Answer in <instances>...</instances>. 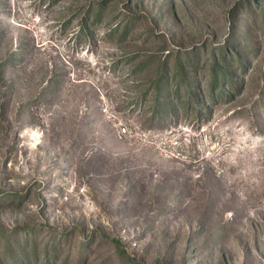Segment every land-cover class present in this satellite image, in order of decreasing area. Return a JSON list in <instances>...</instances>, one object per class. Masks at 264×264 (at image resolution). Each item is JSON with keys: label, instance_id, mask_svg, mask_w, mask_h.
Returning a JSON list of instances; mask_svg holds the SVG:
<instances>
[{"label": "rangeland", "instance_id": "rangeland-1", "mask_svg": "<svg viewBox=\"0 0 264 264\" xmlns=\"http://www.w3.org/2000/svg\"><path fill=\"white\" fill-rule=\"evenodd\" d=\"M21 251L264 264V0H0V264Z\"/></svg>", "mask_w": 264, "mask_h": 264}, {"label": "trees", "instance_id": "trees-1", "mask_svg": "<svg viewBox=\"0 0 264 264\" xmlns=\"http://www.w3.org/2000/svg\"><path fill=\"white\" fill-rule=\"evenodd\" d=\"M212 58H213V65H212V71L211 72L213 75V79L211 80V90H213L214 87H217L218 90H221L220 94H222L224 92V84L222 83V81H224L223 75H222L221 79H219L220 65H219V63H217V59H216L215 55H213ZM184 80H185V77H184ZM219 80H221V81L219 82ZM184 82L187 86L188 85L190 86L188 89L190 90V88H191L190 91L193 92L194 89H193V87H191L192 81L185 80ZM164 90H165V88L162 89V91L160 93H163ZM13 243H15V241H13V242H11L10 240L7 241L6 249H5L6 254H8V255L12 254ZM33 245H34L33 250H34V253L36 254V244L34 241H33ZM10 257L12 258L11 264H28L29 263L27 253L25 251H21L19 253V255H17L16 257H14L13 255ZM21 257L23 258V260L18 261V258H21ZM37 258H38V256L35 257V259H34L35 264L38 263ZM1 264H3V263L1 262Z\"/></svg>", "mask_w": 264, "mask_h": 264}]
</instances>
